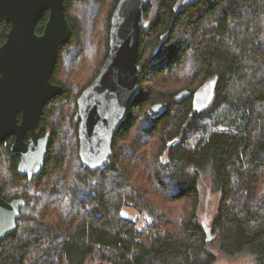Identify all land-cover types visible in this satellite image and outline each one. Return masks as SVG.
Instances as JSON below:
<instances>
[{
	"label": "trees",
	"instance_id": "1",
	"mask_svg": "<svg viewBox=\"0 0 264 264\" xmlns=\"http://www.w3.org/2000/svg\"><path fill=\"white\" fill-rule=\"evenodd\" d=\"M64 2L72 35L52 76L63 91L44 109L51 139L42 172L19 174L8 140L0 141L7 161L0 194L25 200L16 231L0 240V264H216L219 255L264 264V0H150L141 90L96 167L79 155L77 100L107 59L119 0ZM48 18L45 11L38 34ZM9 29L0 19V45ZM89 57L88 79L75 82ZM180 73L183 82L167 86ZM208 87L212 101L196 110L195 93ZM156 103L164 111H154ZM142 146L147 156L136 152ZM202 172L220 194L210 229L197 220ZM129 205L135 218L123 214Z\"/></svg>",
	"mask_w": 264,
	"mask_h": 264
},
{
	"label": "water",
	"instance_id": "2",
	"mask_svg": "<svg viewBox=\"0 0 264 264\" xmlns=\"http://www.w3.org/2000/svg\"><path fill=\"white\" fill-rule=\"evenodd\" d=\"M64 1L0 0V19L10 24L7 39L0 45V141L16 136L11 152L22 156L18 166L22 175L41 172L48 155L51 136H41L44 108L63 91L52 76L59 48L72 35ZM149 2L119 0L111 18L107 59L78 97L79 155L86 166L96 167L108 160L115 135L140 93L138 53L141 31L151 24L145 14ZM45 11L49 18L44 32L38 34L36 24ZM205 91L194 95L196 110L207 106ZM152 108L162 112L165 106L156 103ZM28 131L32 137L26 142ZM24 205L23 198L8 201L0 194V240L16 231Z\"/></svg>",
	"mask_w": 264,
	"mask_h": 264
},
{
	"label": "rangeland",
	"instance_id": "3",
	"mask_svg": "<svg viewBox=\"0 0 264 264\" xmlns=\"http://www.w3.org/2000/svg\"><path fill=\"white\" fill-rule=\"evenodd\" d=\"M154 14V10L152 12V14L150 15L149 18L153 17ZM87 26V27H86ZM85 29L84 30V40L87 37V39L89 38V36H87V31L89 28V25L86 24ZM91 38V36H90ZM90 40V39H89ZM102 51V50H100ZM101 55L97 56V58H99L100 60ZM99 60L97 61V63L99 62ZM82 69L80 71H76V75L75 77H73V80L75 82H82V81H86L92 71V67H94V64L92 63L91 57L83 59L82 60ZM68 73H70V75H72V70H68ZM66 74V72L64 71V75ZM69 75V76H70ZM181 73L180 75L171 77L169 79V84H167V86H179L181 84V82H183V76L181 77ZM210 84V83H209ZM69 108V111L74 109V105L69 104L67 106ZM75 113V112H74ZM79 114H76V120L78 119ZM152 142V141H151ZM141 150L143 151V157L147 156V152H148V147L147 146H142V148L140 150H136V152L138 154H141ZM72 164V163H70ZM70 170H72V165H70ZM7 171V161L5 160H1L0 161V182L5 181L7 176L5 175ZM63 173H68V169H62ZM56 177V175H54ZM5 177V180H4ZM199 185H200V204L198 207V212H197V220L199 222H201L204 226H206L208 229H210V225L211 222L214 218V216L217 213V209H218V205H219V199H220V194L219 192H217L213 185H212V181H211V176L208 172H202L199 175ZM171 206L174 208L179 209L182 208L181 206V202H176V203H171ZM170 206V207H171ZM185 206H189V204H186ZM176 210H174L173 212L176 213ZM123 214L125 216L128 217H132L135 218L137 216V210L134 209L132 206H125ZM139 227L140 228H144V222L140 221L139 222ZM253 255H246V256H238V257H228V256H223V255H219V258L216 262V264H254V259H253Z\"/></svg>",
	"mask_w": 264,
	"mask_h": 264
},
{
	"label": "flooded vegetation",
	"instance_id": "4",
	"mask_svg": "<svg viewBox=\"0 0 264 264\" xmlns=\"http://www.w3.org/2000/svg\"><path fill=\"white\" fill-rule=\"evenodd\" d=\"M212 83H210L208 86H212L211 85ZM206 94L204 95V97H206V104L207 105H209L208 103L210 102V101H212V98H213V89L211 88V89H209V87L206 89ZM46 107V106H45ZM45 109V108H44ZM45 122V121H44ZM47 134H50V136H51V132L48 130V127H47V125H46V123H45V128H44V130L41 132V136L42 137H45ZM32 137V132L31 131H28L27 132V134H26V136H25V138H24V140L27 142V141H29L30 140V138ZM51 139V138H50ZM6 140H8V143L10 144L9 145V151H10V153H11V155H13V157H16V161H17V163H16V169H17V172H18V166H19V163H20V161H21V154L20 153H15V154H13L12 152H11V149H12V146L14 145V143H15V141H16V136L15 135H11V136H9V137H7L4 141H6ZM4 141H2V142H4ZM48 150H49V148H48ZM47 157H48V155H47ZM47 160V159H46ZM45 164H46V161H45ZM44 169V168H43ZM42 169V170H43ZM42 172V171H41ZM41 172H39V173H41ZM38 173V174H39ZM37 173H33V175H31V176H29V174H25V175H23V176H26L27 178H33L35 175H36ZM22 175V174H21ZM2 189V188H1ZM24 199V198H23Z\"/></svg>",
	"mask_w": 264,
	"mask_h": 264
}]
</instances>
